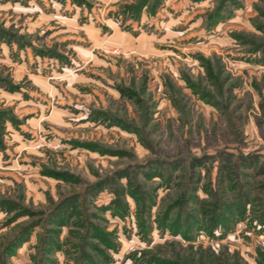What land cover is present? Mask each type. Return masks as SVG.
<instances>
[{
    "label": "rangeland",
    "instance_id": "374dc122",
    "mask_svg": "<svg viewBox=\"0 0 264 264\" xmlns=\"http://www.w3.org/2000/svg\"><path fill=\"white\" fill-rule=\"evenodd\" d=\"M0 264H264V0H0Z\"/></svg>",
    "mask_w": 264,
    "mask_h": 264
}]
</instances>
